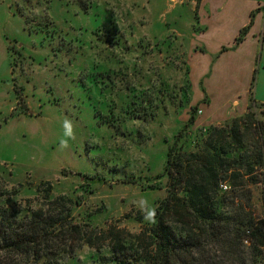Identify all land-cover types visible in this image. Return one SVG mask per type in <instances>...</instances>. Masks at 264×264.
I'll return each mask as SVG.
<instances>
[{"label":"rangeland","instance_id":"rangeland-1","mask_svg":"<svg viewBox=\"0 0 264 264\" xmlns=\"http://www.w3.org/2000/svg\"><path fill=\"white\" fill-rule=\"evenodd\" d=\"M233 5L0 0V207L61 210L49 200L66 196L71 222L96 240L91 246L54 231L40 246L41 258L0 252V264H118L111 231L128 237L126 231L151 225L132 201L143 197L157 207L166 196V152L191 107L197 106L193 135L249 111L253 78L245 99L219 98L245 83L243 76L235 83L233 53L250 22L239 32L213 34L234 17ZM257 103L264 120V103ZM65 118L76 138L60 150ZM247 189L239 202L263 218L264 183Z\"/></svg>","mask_w":264,"mask_h":264},{"label":"trees","instance_id":"trees-1","mask_svg":"<svg viewBox=\"0 0 264 264\" xmlns=\"http://www.w3.org/2000/svg\"><path fill=\"white\" fill-rule=\"evenodd\" d=\"M243 40L241 36L237 43ZM255 81L256 73L253 84ZM257 104L252 98L243 116L194 135L197 106L191 107L188 122L166 152L160 177H168V190L158 201L157 223L139 233L126 231L128 237L111 231L110 249L118 264L264 262V217L255 218L239 202L243 191L249 192V182L264 183V120L255 110ZM222 184L230 189L224 191ZM49 202L62 205L61 210L40 207L21 212L0 207V252L41 258L40 246L49 245L54 231L66 240L96 243L92 235L71 222L72 207H67L73 203L71 199L61 195Z\"/></svg>","mask_w":264,"mask_h":264},{"label":"crops","instance_id":"crops-1","mask_svg":"<svg viewBox=\"0 0 264 264\" xmlns=\"http://www.w3.org/2000/svg\"><path fill=\"white\" fill-rule=\"evenodd\" d=\"M234 3L232 15L233 18L227 20L225 27L215 28L213 34L220 36L222 33L227 34L239 32L241 28L246 27L250 21V15L252 11L259 10L252 20V25L248 31V34L239 48L233 53L234 65L236 66L235 83L237 80H241L240 77H244L245 81L243 86H237L236 84L230 89L226 88L220 93L219 98H230L234 96H240V100L245 99L249 92L248 84L251 83L254 72H256V81L253 88L254 98L259 103H264V0H232ZM238 13L242 17H237ZM216 38H213L215 41ZM211 44V40H209ZM213 51V50H211ZM210 54H207L204 61L211 60ZM229 57L228 54L221 56L214 64L217 68L218 65H223L225 59ZM234 80V79H233ZM234 82V81H233ZM208 89V87H207ZM209 90V89H208ZM235 90L231 94H227V91Z\"/></svg>","mask_w":264,"mask_h":264},{"label":"clouds","instance_id":"clouds-1","mask_svg":"<svg viewBox=\"0 0 264 264\" xmlns=\"http://www.w3.org/2000/svg\"><path fill=\"white\" fill-rule=\"evenodd\" d=\"M63 134L59 138V149L60 150H66L70 147V141L75 140V133H74V126L73 122L65 118L63 123ZM132 203L135 205V207L138 209L139 213L142 216V219L144 222L148 224H156V216H157V210L156 206L152 205L148 199L146 198H140L139 200H134Z\"/></svg>","mask_w":264,"mask_h":264},{"label":"built area","instance_id":"built-area-1","mask_svg":"<svg viewBox=\"0 0 264 264\" xmlns=\"http://www.w3.org/2000/svg\"><path fill=\"white\" fill-rule=\"evenodd\" d=\"M222 187H223L224 190H228L229 189L228 184H222Z\"/></svg>","mask_w":264,"mask_h":264}]
</instances>
